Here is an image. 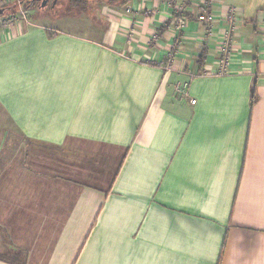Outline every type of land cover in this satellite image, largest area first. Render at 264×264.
<instances>
[{
  "label": "crops",
  "instance_id": "1",
  "mask_svg": "<svg viewBox=\"0 0 264 264\" xmlns=\"http://www.w3.org/2000/svg\"><path fill=\"white\" fill-rule=\"evenodd\" d=\"M123 1L103 0L97 39L39 21L0 32V109L25 140L86 163L76 143L122 150L108 188L76 191L72 213L85 216L45 253L27 238L29 198L45 191L24 175L0 189V255L264 264V0H217L238 10L229 33L223 20L198 22L197 4L177 31L170 0Z\"/></svg>",
  "mask_w": 264,
  "mask_h": 264
},
{
  "label": "rangeland",
  "instance_id": "2",
  "mask_svg": "<svg viewBox=\"0 0 264 264\" xmlns=\"http://www.w3.org/2000/svg\"><path fill=\"white\" fill-rule=\"evenodd\" d=\"M50 1L44 3L40 9L27 10L21 3L19 7L17 6L15 13L0 17V32L16 24L29 25L39 21L50 30L69 27L86 30L89 37L99 38L103 27L99 14L103 0H92L90 3L92 7L86 13L75 16H62L55 13L57 9L51 10ZM59 2L62 4L63 0ZM75 145L83 152L90 153L89 163H86L88 160L71 157L67 151L65 153L60 149H50L48 153L37 143L25 140L0 109V189L21 188V178L24 175L27 176L29 189L45 191V196L29 198L30 225L27 228L30 246L37 250L44 249L43 253L54 240L61 238L58 234L64 230L63 226L67 223V219L76 215L85 216V214L72 213L74 211L72 206L78 193L76 191L80 189L103 191L108 188L122 154L120 149L91 143L79 142ZM77 160L83 161V164H73ZM87 217L89 218L90 214H87ZM37 218L41 221L39 222ZM75 230L77 234L82 229L78 227ZM75 230H72L70 235L68 233L66 240H63L67 251L71 249L70 243ZM74 247L73 245L72 249ZM30 262L44 264L43 260Z\"/></svg>",
  "mask_w": 264,
  "mask_h": 264
},
{
  "label": "built area",
  "instance_id": "3",
  "mask_svg": "<svg viewBox=\"0 0 264 264\" xmlns=\"http://www.w3.org/2000/svg\"><path fill=\"white\" fill-rule=\"evenodd\" d=\"M19 7L21 0H0V6L13 3ZM217 0H170V5L172 7V22L174 24L175 30L184 27L188 22L187 12L193 4H197L200 7V12L195 16L198 22H205L212 26L215 22L224 21L228 23L227 33L236 29L237 14L238 10L235 6L221 5L220 10L214 8ZM226 46L222 48L226 51ZM191 103H195L194 99H190Z\"/></svg>",
  "mask_w": 264,
  "mask_h": 264
},
{
  "label": "trees",
  "instance_id": "4",
  "mask_svg": "<svg viewBox=\"0 0 264 264\" xmlns=\"http://www.w3.org/2000/svg\"><path fill=\"white\" fill-rule=\"evenodd\" d=\"M41 0H21V3L24 4V8L27 10L29 8H38L40 9L41 5L40 4ZM54 0L50 1V8L52 9H57V12L59 15L62 16H75V15H80L82 13H86L92 5H90L92 0H63L62 4L59 2V0ZM112 0H110L111 2ZM37 2L39 4L37 5ZM122 3L124 1L122 0ZM17 5L15 2L9 3L3 6H0V17H3L5 15H10L16 12ZM59 9V10H58ZM1 259L7 260L10 263L13 264H19L13 259L7 258L5 255H0Z\"/></svg>",
  "mask_w": 264,
  "mask_h": 264
},
{
  "label": "flooded vegetation",
  "instance_id": "5",
  "mask_svg": "<svg viewBox=\"0 0 264 264\" xmlns=\"http://www.w3.org/2000/svg\"><path fill=\"white\" fill-rule=\"evenodd\" d=\"M47 2H48V0H41L39 5L42 6V5H44V3H47ZM53 3H54V2H53Z\"/></svg>",
  "mask_w": 264,
  "mask_h": 264
},
{
  "label": "water",
  "instance_id": "6",
  "mask_svg": "<svg viewBox=\"0 0 264 264\" xmlns=\"http://www.w3.org/2000/svg\"><path fill=\"white\" fill-rule=\"evenodd\" d=\"M54 1H55V0H54ZM54 1H53V2H54Z\"/></svg>",
  "mask_w": 264,
  "mask_h": 264
}]
</instances>
